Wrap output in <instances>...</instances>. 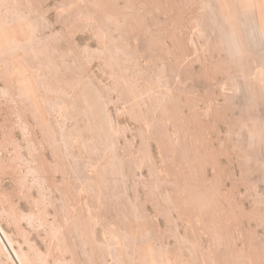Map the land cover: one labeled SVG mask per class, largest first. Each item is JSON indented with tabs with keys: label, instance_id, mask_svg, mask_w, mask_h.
<instances>
[{
	"label": "rangeland",
	"instance_id": "rangeland-1",
	"mask_svg": "<svg viewBox=\"0 0 264 264\" xmlns=\"http://www.w3.org/2000/svg\"><path fill=\"white\" fill-rule=\"evenodd\" d=\"M0 230L22 264H264V0H0Z\"/></svg>",
	"mask_w": 264,
	"mask_h": 264
},
{
	"label": "bare ground",
	"instance_id": "bare-ground-1",
	"mask_svg": "<svg viewBox=\"0 0 264 264\" xmlns=\"http://www.w3.org/2000/svg\"><path fill=\"white\" fill-rule=\"evenodd\" d=\"M2 234L5 237V234L3 233V231L0 230V239L2 240V243H4L5 247L7 248L6 250H8L9 255L12 257V259L14 260L16 264H22L20 261L21 259L19 258V255L11 246V242L6 237L4 238Z\"/></svg>",
	"mask_w": 264,
	"mask_h": 264
}]
</instances>
